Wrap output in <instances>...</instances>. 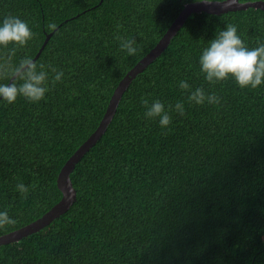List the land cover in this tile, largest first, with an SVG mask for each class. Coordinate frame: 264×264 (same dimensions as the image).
Wrapping results in <instances>:
<instances>
[{"label":"trees","instance_id":"trees-1","mask_svg":"<svg viewBox=\"0 0 264 264\" xmlns=\"http://www.w3.org/2000/svg\"><path fill=\"white\" fill-rule=\"evenodd\" d=\"M192 1L0 0V17L19 15L36 33L24 48H0V58L33 59L50 35L34 61L65 74L38 103L0 102V208L16 220L0 236L60 201L63 165L97 129L121 79ZM228 22L250 45L264 38L263 8L191 13L76 163V201L40 230L0 244V264H264V86L209 85L197 63ZM116 33L134 38L137 53L121 50ZM180 79L216 91L219 103L190 104ZM153 97L185 102L167 131L144 118L141 99ZM17 182L29 185L27 196Z\"/></svg>","mask_w":264,"mask_h":264},{"label":"clouds","instance_id":"clouds-1","mask_svg":"<svg viewBox=\"0 0 264 264\" xmlns=\"http://www.w3.org/2000/svg\"><path fill=\"white\" fill-rule=\"evenodd\" d=\"M35 34L30 21L19 15L7 13L0 17V48L9 44L13 45L12 51L24 48ZM114 38L126 54L137 53L138 45L134 38L119 33ZM197 63L199 72L209 85L231 79L241 89H258L264 86V38H257L250 45L238 25L228 22L207 40L199 51ZM64 75L63 69L43 62L38 64L29 55L18 60L7 55L0 58V102L11 104L22 96L29 102L38 103L46 97L50 84L61 81ZM178 86L188 90L187 101L190 104L211 105L220 101L216 91L203 86L193 88L186 79H180ZM141 104L144 105V118L149 121L155 119L165 131L172 123L173 112L184 115L186 111L183 100L166 103L158 97L151 100L142 98ZM14 188L22 196H27L30 191L29 185L23 182H17ZM15 222V217L9 214L7 208H0V226Z\"/></svg>","mask_w":264,"mask_h":264},{"label":"water","instance_id":"water-1","mask_svg":"<svg viewBox=\"0 0 264 264\" xmlns=\"http://www.w3.org/2000/svg\"><path fill=\"white\" fill-rule=\"evenodd\" d=\"M248 7H260L264 9V0H254L246 2H242L240 0H196L187 3L181 10L179 15L176 17V19L169 26L164 35L157 42V44L121 79L110 99L107 110L97 129L78 147V149L68 158V160L63 165L58 176V186L63 194L60 201L57 202L50 210H48L38 219L30 222L23 227L1 235L0 244L20 240L24 236L40 230L42 227L48 225L54 218L58 217L66 210H68L76 201L77 190L75 189L70 177V174L74 169L76 163L85 154V152L89 150L100 139L102 134L105 132L117 109L124 91L129 86L132 79L140 71H142L147 66V64L151 62L160 52H162V50H164V48L171 41L172 37L181 28L182 24L191 13L207 11L210 13L220 14L236 8L242 9ZM49 36L50 35L46 37V40L44 41L43 45L41 46L40 50L33 58V60H35L40 55L42 49L45 46V43L49 39Z\"/></svg>","mask_w":264,"mask_h":264}]
</instances>
